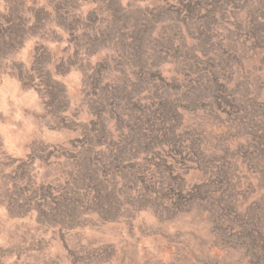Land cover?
<instances>
[{
  "label": "rangeland",
  "instance_id": "rangeland-1",
  "mask_svg": "<svg viewBox=\"0 0 264 264\" xmlns=\"http://www.w3.org/2000/svg\"><path fill=\"white\" fill-rule=\"evenodd\" d=\"M11 24L0 264H264V0H0Z\"/></svg>",
  "mask_w": 264,
  "mask_h": 264
},
{
  "label": "trees",
  "instance_id": "trees-1",
  "mask_svg": "<svg viewBox=\"0 0 264 264\" xmlns=\"http://www.w3.org/2000/svg\"><path fill=\"white\" fill-rule=\"evenodd\" d=\"M41 11H42V7L40 9V12ZM19 14H20V10L19 11H13L12 8H11V10L9 9L8 14H7L8 15L7 19L8 20L6 19V22L11 21L12 23H14L13 19H15L16 17H19L18 16ZM36 15H38V13ZM58 16L59 17H64L65 13L63 14L62 12L59 11ZM13 25L14 24H11V26H9V30L6 27V28L3 29V31L1 29L2 27H0V51L4 50V49H5L4 51H12L13 48L15 47V41L16 40L23 41V35H24V31H25L24 27L21 26V35L17 39V38H15V36H18V33H19L20 30L18 29V27H15V26H14V28H15L14 31L11 30V28H13L12 27ZM86 47L87 46H85V48ZM75 54H77V51H76ZM38 58L40 60H42V54H37L36 55L35 63H33V66H34V64H38V63H36ZM73 62H74V60H73ZM37 71L40 74H42L43 71H45L46 72V76H48V78H51L49 70H44L43 66L39 65L37 67ZM158 74H159V71H158ZM108 85H105V87H104V89L102 91L107 90ZM107 93H108V90H107ZM156 100H157V103H158L157 107L154 108V109L151 108L152 111L148 112L151 115H147L144 118V120L141 119L140 116H138L137 120H139V124L136 127V129L134 127H130V126L127 125V127H126L127 130L124 131V134L127 135V136H130L129 140H130V142L133 143V145H137L138 146L139 144L142 143L143 140L145 141V139H147L146 135H154L153 134L154 132L157 134L158 131L160 130V128L159 129L157 128V125H160V122H162V120H161L162 118H160V117H161V112H162L161 106H162L163 103H162V98L161 97H157ZM154 101H155V99H154ZM159 105H160V107H159ZM222 112H223V110H222ZM95 136L101 137L98 134H96ZM85 140L86 141H82V146L83 147H82V150H81V152L83 154V157H84V160L81 162V164H83V170H82L81 174L83 176V179H85V181H83L81 183L82 184H90L91 182H93V183H95L94 184V187H95V185L97 186L98 184H102L105 181L106 175L105 174L101 175V173H103L104 171H108V170L112 169V165L106 164L104 160L99 159L100 156L97 157L96 159H94L92 157V155H94V153H93L94 152V147H93L94 144H91L89 139H85ZM122 155H123V152H121L120 150L118 151V153H113V158H114V161L116 163V166L114 168H117L119 166V164L124 163L122 161V158H123ZM108 166H109L110 169L107 168ZM115 174H118V172L115 173ZM82 176H81V178H82ZM116 177H118V176H116ZM87 188H89V187H87ZM97 194H100V193L98 192ZM97 211L99 212V210H97Z\"/></svg>",
  "mask_w": 264,
  "mask_h": 264
}]
</instances>
